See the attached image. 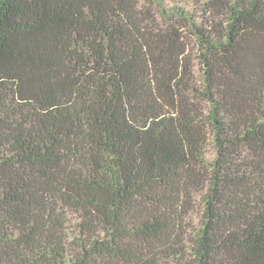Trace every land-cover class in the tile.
<instances>
[{
    "label": "trees",
    "instance_id": "16d2710c",
    "mask_svg": "<svg viewBox=\"0 0 264 264\" xmlns=\"http://www.w3.org/2000/svg\"><path fill=\"white\" fill-rule=\"evenodd\" d=\"M0 264H264V0H0Z\"/></svg>",
    "mask_w": 264,
    "mask_h": 264
}]
</instances>
